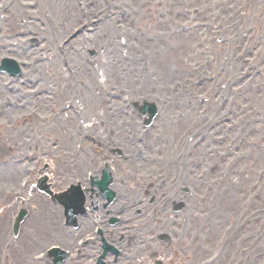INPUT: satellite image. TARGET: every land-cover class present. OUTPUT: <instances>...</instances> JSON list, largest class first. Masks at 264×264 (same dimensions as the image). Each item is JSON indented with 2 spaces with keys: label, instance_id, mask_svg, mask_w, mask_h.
<instances>
[{
  "label": "rangeland",
  "instance_id": "rangeland-1",
  "mask_svg": "<svg viewBox=\"0 0 264 264\" xmlns=\"http://www.w3.org/2000/svg\"><path fill=\"white\" fill-rule=\"evenodd\" d=\"M3 1L2 13L15 17V32L24 33L19 39L29 47L36 37L43 43L31 47L27 57L15 49L0 50V59L23 60L25 74L38 66L6 88L10 79L0 75V162L10 161V167L11 156L36 149L55 168L56 189L85 174L84 166L81 172L73 168V159L68 164L62 148L59 154L51 152L61 136L57 123L64 118L55 117L61 101L39 93V100L49 99L35 109L39 116L19 120L35 108L32 96L27 103L33 106H25L23 83L31 82L30 91L54 90L44 66L55 54L60 63L53 62L55 69L63 65L71 74L79 71L72 76L79 104L104 115L95 132L99 141L111 147L133 144L129 159H116V164L135 178L142 173L140 163L148 164L152 175L165 170L174 193L184 195L186 209L171 218L174 238L179 234L175 242L183 240L191 250L184 264L211 257L226 237L242 254L247 247L248 264H264V0ZM68 38L72 50L80 51L78 65L72 64L76 53L68 54V46L65 55L59 52ZM91 79L96 86H88ZM143 99L156 100L160 114L153 127L140 133L142 119L131 102ZM31 121L44 129L33 132ZM67 145L70 151L75 140ZM87 161L80 158V163ZM2 174L1 169L0 186ZM22 175L6 183L14 185ZM187 183L198 188L190 186L185 194ZM13 199L7 197L0 215L13 211Z\"/></svg>",
  "mask_w": 264,
  "mask_h": 264
},
{
  "label": "bare ground",
  "instance_id": "bare-ground-1",
  "mask_svg": "<svg viewBox=\"0 0 264 264\" xmlns=\"http://www.w3.org/2000/svg\"><path fill=\"white\" fill-rule=\"evenodd\" d=\"M71 56H72V61H73L72 64L75 63V65H78V63H80V60L79 59H81L80 58L81 57L80 54L77 53V54L71 55ZM56 72L58 73L57 74L58 77L61 78V80H63V83L55 89V91H56V94L55 95H57V93H59V96H62L63 97L67 93V91L69 89V86H70L69 84H71L72 81H71L70 77L67 76L68 74H66V71H63V70L59 69V70H56ZM77 74H79V71H77ZM57 75H55V78L57 77ZM90 81L93 82V81H95V79H91ZM90 81L87 83L88 86L90 85L89 84ZM69 106H70V111H71V114H70L69 119L71 120V122H68V124L65 126V128L63 130V135L61 136L63 138L62 145H66L67 142H68V140L70 138H72L71 136H73V133H74V129H73V124H72L71 117L73 115L79 114V112H80V110L77 109L75 107V105H69ZM93 108H92V106L85 107V111H86L85 112L86 121H92L93 117L95 116L94 114L96 112L94 111ZM7 136H10V135L7 134ZM65 153L69 154L71 157L73 156L72 153H70V152H65ZM17 170H18V167L13 168L11 170V172H12L11 174L14 175V173ZM7 178H8V171L6 172V176H5V179H7ZM118 182H120V184H121V181H118ZM140 183H143L141 185L142 190H146V192H148V190L154 191L153 190V187H152L153 186L152 185L153 184L152 181L146 180V182H145V178H144V179H142L139 182V184ZM114 188H117L120 191L121 194L131 195V194H134L135 193V192H129V191L122 190L120 188V185H118V183L115 184V187ZM124 188H126V186H123V189ZM136 192H139V191H136ZM50 217H51L52 221H50V218L48 216H45L44 215L41 218L40 222H39V224H44L45 225L46 230H48L50 227H53V225H56V221H55L56 220V217L55 216H52V215H50ZM84 222L86 224H88V220H84ZM138 224H139V226H136L134 228V230L135 231H139V235L142 234V236H139V238L136 240V243H134L133 245H141V246H143V243H144L143 241L147 239V237L145 236V232L150 231L151 228L148 226L147 222L144 219L140 220L138 222ZM131 233H132V231H130V232L126 233V234H127V236H130L129 234H131ZM117 235L118 234L114 235V237H116Z\"/></svg>",
  "mask_w": 264,
  "mask_h": 264
}]
</instances>
